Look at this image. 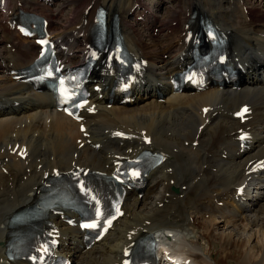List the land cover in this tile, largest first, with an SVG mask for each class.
Returning a JSON list of instances; mask_svg holds the SVG:
<instances>
[{
  "label": "bare ground",
  "instance_id": "bare-ground-1",
  "mask_svg": "<svg viewBox=\"0 0 264 264\" xmlns=\"http://www.w3.org/2000/svg\"><path fill=\"white\" fill-rule=\"evenodd\" d=\"M91 1L65 0L60 3L55 14L59 10H63V13L62 7L66 5L71 7L77 4V7H74L70 14L68 13L70 16L66 17L63 25L56 26L54 15L51 16L52 25L55 26L54 31H59L56 35H65L66 39L81 35L85 29L83 12ZM241 1H244L246 5L250 2V0H175V2L170 0V4L174 2L175 7L167 8L165 18L149 15L151 22L161 28V33L157 38L149 32L137 28L134 24L135 21H131L132 18L136 19V12H132L134 6L138 4L135 0H98L96 7L104 5L111 12L120 13L132 46L145 50L151 60L153 74L164 75L175 64V51L181 48L179 45L182 27L188 14L195 8L210 14L224 29L235 31L236 38L242 46L262 48L259 40L264 37L262 29L264 27V0H261L258 7L251 4L250 9L253 13L251 10L242 11ZM24 2L32 7L38 6L37 0H24ZM174 4L172 5L174 6ZM138 11L142 12L146 9L143 7ZM94 12L95 10L92 15ZM175 23L176 25L173 26ZM163 26L166 27V30L162 28ZM4 32V29L0 28V55L7 58V66L3 67L0 62V73L2 74L0 76V94L6 96L25 95L31 100L46 101L41 96L32 95L26 86L16 84L4 75L6 71L10 70L8 65L11 61L17 66L28 64L33 60L35 54L33 44L23 41L24 48H20L22 58L20 60L13 58L8 51L1 49L4 44L9 43ZM166 55H168L167 58ZM251 84L249 90L244 89L235 94H229L228 90L209 91L194 96H181L177 103L168 104L166 101L160 105L148 92L149 97H141L139 102L130 109H123L118 113L112 111L113 116L104 117L103 121L93 128L94 132L102 134L101 140L107 138L105 130L113 127L138 136L142 133L140 129H148L152 146L165 151L170 155V158L156 177L157 182L152 184L151 194L159 190V192L157 191L158 197H155L153 202L151 194L142 200L128 199L127 217L121 220L116 230L106 237L100 246L86 252H74L77 264H117L127 246L142 229L153 230L156 228L159 230L157 234L162 233L159 236L162 241L160 244L162 252L163 249L171 250L175 245L185 251L186 248L189 250L198 249L194 240H188V242L181 240V238L186 240L190 237L188 233L190 227L197 230L206 229L201 236L208 240L205 242L209 251L212 250L211 246H214L216 242L227 243L225 248L219 247V254L225 264L229 257L234 258L240 264H256L255 260L251 261V257L248 259L252 255L246 254V250V252L242 251L246 243L244 240H235L230 233L227 238L216 236L218 239L215 238L217 239L215 241L212 233L209 234L210 231H215V223L217 224L215 221L218 220V217L219 219L226 218L225 222L228 225L242 223L257 227V229H264V187L257 191L256 197L250 204L241 207L243 210H221L216 207L213 199L226 196L221 188L224 186L223 181H228L232 177L240 178L238 170L254 159L255 153L244 159L233 157L224 162L227 169H221V165L216 163L213 158L214 145L219 139L233 140L232 133L237 128L235 123L227 120H214L213 113L210 112L207 118L212 119L213 124L204 129L200 135L198 127L203 122L199 112L205 105L210 104V106L216 107V111H219L223 106L235 108L251 94H258V104L264 105V78L254 77ZM31 104L32 102L28 103V107ZM41 106L38 115H31L30 123L26 124L24 128L15 129L17 125L24 123L36 109L27 108L14 117H0V149L9 141H13L15 144L27 141L31 145L29 146L31 157L27 162L24 164L21 161L14 163L12 172L8 174H3L0 171V260L6 254L10 240L7 229L11 212L32 195L34 186L37 185L45 172L58 167L68 168L75 164L105 167L109 162L108 151L105 153L90 149L78 151L75 146V139L79 135L78 126L63 114L56 113L48 105ZM50 116H53V120L51 125L47 126V119ZM251 124L256 129L259 139L258 147L260 148L264 144V131L261 130L264 127V110L257 111L255 120ZM196 139L200 142L197 148H194L192 144L187 146L188 142L192 143ZM138 141L139 138L135 139V142L138 143ZM175 151L177 152L175 153ZM256 153H264V147ZM19 164L23 165L19 168ZM214 169L216 172L213 171ZM198 178H200L198 182H195L194 180ZM175 187L180 191H174ZM180 195H184V197L181 198ZM148 198L149 200H146ZM192 208L214 217L212 220L207 219L208 223L206 220L201 224L191 223L193 216H191L190 210ZM239 211H243V213ZM241 215L244 220L241 219ZM165 227L169 230H166ZM179 230L181 234L178 237H181L178 242L167 239L165 234ZM261 232H263L261 233L263 239L264 230ZM174 237H176L175 234ZM229 247L233 248L229 251ZM259 251L263 255V258L259 260L264 261V251L262 249ZM186 253L191 254L187 251ZM187 257L192 258L191 256Z\"/></svg>",
  "mask_w": 264,
  "mask_h": 264
},
{
  "label": "rangeland",
  "instance_id": "rangeland-1",
  "mask_svg": "<svg viewBox=\"0 0 264 264\" xmlns=\"http://www.w3.org/2000/svg\"><path fill=\"white\" fill-rule=\"evenodd\" d=\"M158 1H161V0H158ZM250 1H251L252 5L254 4L255 7H258V5H260L259 3H261V0H260V2H259V0H250ZM63 2H65V0ZM174 2H175V0H174ZM174 2H171V3L174 4ZM172 4L170 5V7H167V8H173V7H175V4H174V6ZM261 6H263V5L261 4ZM69 7L70 6L67 5L66 12L65 13L63 12L62 15H61V17L64 18V21L66 20V17L68 18L67 8H69ZM167 8L164 9V11H165L164 14H166ZM159 15L162 17V14L161 13H159ZM163 18H165V17H163ZM64 21H61V22H64ZM60 25H62V24H60ZM174 25L175 24H173V26ZM153 200L154 199L152 198L151 201L153 202ZM209 220H206V223H208ZM261 230L263 231L264 229H260V228L257 229V227H252L251 225H244V224H237L236 226H233V224H231V225L226 224L225 222H223V220H219V221L217 220V224L215 223V231L214 232L210 231L209 234L212 233V236L215 239L218 236L221 237V238H227V237L230 236V233H232V235L234 236L233 238L235 240L242 239V240H244L246 242L245 243V246H243L242 251H244V252L247 251L246 254L252 255V256H249L248 259L251 257L250 258L251 261L255 260V263L256 264L257 263L264 264V261L263 260H259V259H262L263 258V255L259 251V249L260 250L262 249L264 251V238L262 239L261 233H263V232H261ZM195 236H197L199 238H202L198 233ZM217 239H215V241ZM198 241H199L198 243H199L200 249L203 250V251H206L205 254H204V256L207 257L208 264H225L222 261V259H221L222 256L219 254V250L222 247L225 248V246H226L227 243H223L221 241L216 242L214 244V246H211L212 247V250L209 251V250H207L209 248L208 245H207V243L204 242V241H208V240L204 239V241H203V240L200 239ZM232 248L233 247H229L228 250L230 251ZM211 253H214L215 254L212 257V259H210L209 258L210 256H208V254H211ZM231 258L232 257H229L228 258L227 264H240L237 260H234V258H232L233 259L232 260Z\"/></svg>",
  "mask_w": 264,
  "mask_h": 264
},
{
  "label": "snow or ice",
  "instance_id": "snow-or-ice-1",
  "mask_svg": "<svg viewBox=\"0 0 264 264\" xmlns=\"http://www.w3.org/2000/svg\"><path fill=\"white\" fill-rule=\"evenodd\" d=\"M92 227H95V225H92Z\"/></svg>",
  "mask_w": 264,
  "mask_h": 264
}]
</instances>
